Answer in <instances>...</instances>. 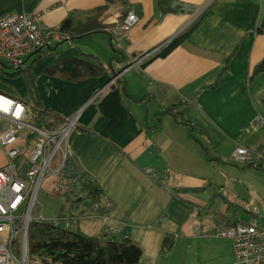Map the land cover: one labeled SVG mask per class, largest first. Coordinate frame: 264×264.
Masks as SVG:
<instances>
[{
  "label": "crops",
  "instance_id": "0c3cea01",
  "mask_svg": "<svg viewBox=\"0 0 264 264\" xmlns=\"http://www.w3.org/2000/svg\"><path fill=\"white\" fill-rule=\"evenodd\" d=\"M177 1L195 11L159 19L155 0H126L127 8L113 3L96 16L105 0H0V18L7 12L38 14L40 25L51 29L70 19L68 39L53 41L48 55L26 62L36 98L42 109L74 121L65 147L109 204L105 216H78V229L87 235L117 229L140 246L148 264H185L207 238L202 230L213 227L210 183L203 177L213 164L189 129L170 116H160L152 129L160 108L185 102L177 113L201 130L202 143L220 161H228L237 147L264 150V72L249 82L264 57V35L255 34L264 0ZM130 10L136 24L113 36L110 30ZM109 35L123 53L116 57L124 56L113 66H126L115 77L104 71L70 82L44 73L56 59H85L83 54L106 65L115 56ZM229 56L227 71L211 87ZM11 72L0 66V94L27 103L25 75ZM143 96L149 97L146 104L138 103ZM5 163L0 151V167ZM165 188L188 192L178 199ZM93 216L97 225L81 226ZM165 235L174 239L166 256L160 253Z\"/></svg>",
  "mask_w": 264,
  "mask_h": 264
},
{
  "label": "built area",
  "instance_id": "2783aa9c",
  "mask_svg": "<svg viewBox=\"0 0 264 264\" xmlns=\"http://www.w3.org/2000/svg\"><path fill=\"white\" fill-rule=\"evenodd\" d=\"M136 22L137 17L130 10L110 32L116 37L123 35ZM64 39H68V35L60 32V26L52 29L41 26L38 14L7 12L0 18V63L11 69L21 68L37 55L36 52L48 48L53 41ZM30 119V105L0 94V151L6 158V163L0 167V264H30L27 231L32 221L74 230L79 220L73 216L45 220L37 199L43 180L51 173L56 174L69 155L65 142L75 123L66 120L59 130L47 131L32 125ZM24 130L26 136L33 134L35 137L29 141L31 154L24 160L29 169L24 177H19L13 162L23 153L21 133ZM57 158L58 168L55 169L53 162ZM229 160L238 166L264 172V150L237 147ZM37 205L40 214L34 217L32 213ZM254 212L260 215L257 207ZM218 235L232 240L236 264H264V224L236 222Z\"/></svg>",
  "mask_w": 264,
  "mask_h": 264
},
{
  "label": "trees",
  "instance_id": "16d2710c",
  "mask_svg": "<svg viewBox=\"0 0 264 264\" xmlns=\"http://www.w3.org/2000/svg\"><path fill=\"white\" fill-rule=\"evenodd\" d=\"M105 5L95 10V15H100L109 5L113 3H121L126 8L128 4L126 0H105ZM155 6L159 13V19L168 14H192L195 8L181 3L177 0H155ZM71 30L70 19L64 20L60 26L61 33H68ZM99 31V30H97ZM255 34L264 35V15L260 25L255 29ZM82 34H80L81 36ZM110 36V46L115 54L113 58L103 65L97 58L91 55L83 54L85 59L78 58H61L56 59L44 73L70 82H78L89 78L98 77L104 71H108L112 77L118 75L126 66L121 65L114 67V63H122L124 56L116 57L122 53L119 45L115 42L112 35ZM69 38V36H68ZM52 48L42 50L37 58L48 55ZM123 54V53H122ZM36 58V59H37ZM230 56L225 60L216 82L211 86L214 87L218 83L219 78L228 69V61ZM92 60L93 63L89 62ZM1 69H11L4 63H0ZM30 66L24 65L21 68L11 69V76L15 77L24 74L29 85V97L27 105L31 106L30 122L37 128L56 131L59 130L65 119L53 114L52 112L42 109L37 101L33 88V77L29 74ZM264 72V57L252 69L249 75L251 82L257 75ZM119 82H121L119 80ZM148 96L138 99V103L146 104ZM264 104V93L260 98ZM186 105L185 102L180 104L160 108L155 114L156 123L152 129L158 127L160 116H170L176 124L183 125L189 129L191 137L202 147L205 158L210 164L220 161V158H214L209 153L208 146L202 143L200 137L202 132L188 120L184 119L177 113V110ZM35 136L28 134L26 136L29 142ZM23 153L14 159L17 176L24 177V173L29 169V165L22 161ZM58 158L53 162V167L58 168ZM225 163H231L230 160ZM236 165V164H234ZM238 166V165H237ZM250 167V166H240ZM149 178L155 182L158 178L150 171L145 172ZM54 195L60 200L59 215L61 217H78L86 212L95 211L99 216H105L109 211L107 198L96 182V180L87 174L79 165L77 160L67 155L62 167L57 171L53 180ZM165 190L175 198L181 199L180 196L188 192L183 188H165ZM199 213V212H198ZM235 224V221L232 225ZM173 237L165 235L161 244L160 253L164 256L168 255L173 245ZM27 256L30 264H148L143 259V253L140 246L131 240L124 233L115 229V232H105L97 235H87L82 233L78 228L74 230H65L49 223H40L32 221L27 231Z\"/></svg>",
  "mask_w": 264,
  "mask_h": 264
},
{
  "label": "rangeland",
  "instance_id": "374dc122",
  "mask_svg": "<svg viewBox=\"0 0 264 264\" xmlns=\"http://www.w3.org/2000/svg\"><path fill=\"white\" fill-rule=\"evenodd\" d=\"M24 132L25 130L21 133V147L24 154L22 161L28 158L32 151V144L24 137ZM210 170L209 175L203 177L210 183L206 198L212 199L210 215L213 216L211 218L213 227L202 230V236L207 238L202 239L198 244L197 256L194 258L192 256L185 264H236L232 240L220 237L218 234L227 228L226 225L234 221L241 223L255 221L264 224V172L223 161L213 163ZM54 176L55 173L47 175L37 196L45 220H54L59 215L61 202L53 192ZM254 207L259 209L260 215L255 214ZM90 213L96 212L93 210ZM39 214L40 206L37 205L32 216L36 217ZM98 223L99 219L93 216L83 219L81 226L89 227ZM78 224L79 220L76 228Z\"/></svg>",
  "mask_w": 264,
  "mask_h": 264
},
{
  "label": "water",
  "instance_id": "95a60500",
  "mask_svg": "<svg viewBox=\"0 0 264 264\" xmlns=\"http://www.w3.org/2000/svg\"><path fill=\"white\" fill-rule=\"evenodd\" d=\"M41 51L36 52V54L40 53Z\"/></svg>",
  "mask_w": 264,
  "mask_h": 264
}]
</instances>
